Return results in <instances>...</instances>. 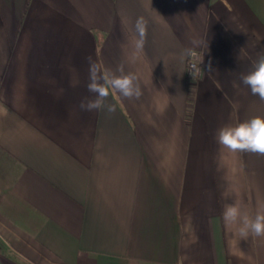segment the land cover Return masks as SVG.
Wrapping results in <instances>:
<instances>
[{
	"label": "crops",
	"instance_id": "0c3cea01",
	"mask_svg": "<svg viewBox=\"0 0 264 264\" xmlns=\"http://www.w3.org/2000/svg\"><path fill=\"white\" fill-rule=\"evenodd\" d=\"M262 49L264 0H0V264H264L222 217L264 210V155L216 140L264 117L240 79ZM88 57L139 99L82 111Z\"/></svg>",
	"mask_w": 264,
	"mask_h": 264
},
{
	"label": "clouds",
	"instance_id": "9594fccd",
	"mask_svg": "<svg viewBox=\"0 0 264 264\" xmlns=\"http://www.w3.org/2000/svg\"><path fill=\"white\" fill-rule=\"evenodd\" d=\"M134 30L136 33L135 49L142 51L147 42L148 21L143 16L135 20ZM199 41L193 40L194 46L199 45ZM194 56L195 52L189 48L185 49L181 55ZM88 62V83L86 85L91 98L85 97L80 101L79 107L82 111H105L112 114L116 111L115 103H108L111 95L118 94L125 99H139L142 95L139 78L134 72H125L124 65L117 66L115 71L102 69L99 63L91 57ZM193 73H200L201 68L193 64ZM209 71L211 65L209 64ZM241 82L248 86L252 95L264 100V49L257 53V58L253 62V70L241 75ZM216 140L219 145L232 152H249L264 155V117L255 116L251 119L237 123L235 126L225 125L218 129ZM223 220L226 224H239L241 236H264V210H258L254 217L242 214L239 207L234 204L224 206L222 212ZM186 230L191 229V222L184 225Z\"/></svg>",
	"mask_w": 264,
	"mask_h": 264
},
{
	"label": "built area",
	"instance_id": "2783aa9c",
	"mask_svg": "<svg viewBox=\"0 0 264 264\" xmlns=\"http://www.w3.org/2000/svg\"><path fill=\"white\" fill-rule=\"evenodd\" d=\"M193 64H195V65H197V66L199 67V63H198L195 59H192V60L190 61V63H189V67H188V73H189V74H192V75L194 74V73H193V70H192V67H191Z\"/></svg>",
	"mask_w": 264,
	"mask_h": 264
}]
</instances>
